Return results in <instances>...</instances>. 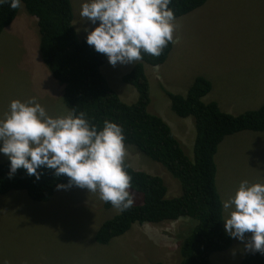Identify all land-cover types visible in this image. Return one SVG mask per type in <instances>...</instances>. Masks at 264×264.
Listing matches in <instances>:
<instances>
[{
  "label": "rangeland",
  "instance_id": "374dc122",
  "mask_svg": "<svg viewBox=\"0 0 264 264\" xmlns=\"http://www.w3.org/2000/svg\"><path fill=\"white\" fill-rule=\"evenodd\" d=\"M86 0H70L78 39L96 25L79 13ZM173 47L157 67L144 65L149 82V113L162 118L192 157L195 130L191 119H181L170 109L165 91L185 95L194 78L210 81L211 91L202 99L216 102L233 116L264 105V0H207L199 9L174 20ZM134 63L111 66L105 57L100 72L127 104L137 98L135 89L122 82ZM37 101L55 118L70 110L63 90L43 64L39 53L37 21L24 6L0 33V118L13 100ZM126 148L125 161L134 169L160 176L167 197L179 196V184L154 163ZM8 161L0 154V163ZM216 185L221 202L232 196L241 181L264 182V133L242 131L226 136L214 157ZM178 186V187H177ZM140 202V198H137ZM136 202V203H137ZM98 193L72 187L56 190L46 203L29 199L24 191L0 196V264H178L179 244L188 219L135 224L125 235L105 246L94 240L99 226L117 213L103 209ZM230 212L223 209L222 218ZM245 241L232 238L225 253H215L210 264H239Z\"/></svg>",
  "mask_w": 264,
  "mask_h": 264
},
{
  "label": "trees",
  "instance_id": "16d2710c",
  "mask_svg": "<svg viewBox=\"0 0 264 264\" xmlns=\"http://www.w3.org/2000/svg\"><path fill=\"white\" fill-rule=\"evenodd\" d=\"M206 2L172 0L169 7L177 19L201 8ZM22 5L37 21L41 60L62 87L67 109L75 114L85 112L98 128L103 127L105 120L122 126L125 147L159 164L179 184V196L169 198L160 176L134 170L125 161V170L132 178L135 202L130 209L118 210L106 219L94 235L95 242L107 245L130 230L133 224L188 219L191 225L183 233L178 264H210L215 253H225L232 245V238L223 226L214 157L226 136L242 131L264 133V105L236 116L222 112L216 102L202 101L212 88L210 81L202 76L194 78L183 96L165 91L171 111L181 119H191L195 138L190 158L170 126L147 110L150 97L144 65H162L172 50L173 41L159 57L142 54L143 58L133 62L130 71L121 77L122 82L132 86L137 93L136 101L126 104L100 72L105 55L87 45L86 36L78 39L70 0H22ZM18 10L7 4L0 7V33L15 20ZM9 167V160L0 163V196L10 191H24L30 200L46 203L59 190L58 184H68L66 176L55 177L54 170L46 168L37 170L40 173L38 180L23 169H18L9 178ZM72 187L76 186L64 189ZM137 198H140L139 203ZM102 206L105 210L114 208L104 201ZM239 264H264V254L249 251Z\"/></svg>",
  "mask_w": 264,
  "mask_h": 264
},
{
  "label": "clouds",
  "instance_id": "9594fccd",
  "mask_svg": "<svg viewBox=\"0 0 264 264\" xmlns=\"http://www.w3.org/2000/svg\"><path fill=\"white\" fill-rule=\"evenodd\" d=\"M171 2L86 0L80 17L92 25L99 23L91 31L84 29L85 42L95 52L104 54L113 67L140 61L142 54L159 57L173 41L175 16L169 7ZM5 4L17 9L22 7V0H0V7ZM124 140L123 128L116 123L105 120L103 127L98 128L85 112H68L53 118L36 97L11 101L8 112L0 118V154L10 162L9 178L18 169L37 180L38 169L54 170L55 177L63 174L68 178V184H58L57 189L86 188L98 193L99 199L110 203L117 213L130 209L135 202L132 178L125 170ZM222 206L230 212L224 220L226 234L243 242L245 234L250 233L245 243L247 252L264 254V182L241 181Z\"/></svg>",
  "mask_w": 264,
  "mask_h": 264
}]
</instances>
